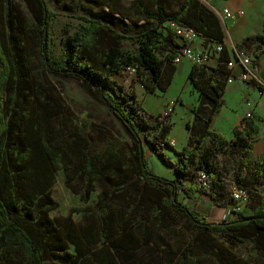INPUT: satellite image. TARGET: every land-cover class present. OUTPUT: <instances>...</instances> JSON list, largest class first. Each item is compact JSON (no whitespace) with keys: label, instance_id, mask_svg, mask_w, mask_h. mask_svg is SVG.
Segmentation results:
<instances>
[{"label":"trees","instance_id":"trees-1","mask_svg":"<svg viewBox=\"0 0 264 264\" xmlns=\"http://www.w3.org/2000/svg\"><path fill=\"white\" fill-rule=\"evenodd\" d=\"M83 1L84 23L67 30L59 54L52 34L58 14L47 0H6L7 37L0 15V264H118L117 257L152 242L159 264H264V151L254 153L264 119L245 116L231 137L211 127L234 67L220 17L202 0H134L125 12L110 0L109 10L95 6L99 0ZM169 21L193 27L206 46L223 45L217 66L194 64L188 75L200 102L180 150L169 138L172 114L148 111L135 88L136 81L149 93L171 85L181 42ZM127 41L136 48L127 49ZM235 48L251 50L256 65L264 54V20L261 32ZM29 49L45 72L74 76L95 90L129 138L108 127L99 142L86 131L66 137L50 117L54 108L62 121L70 112L51 80L33 77ZM130 68L129 86L114 78ZM249 83L264 91L259 81ZM38 100L40 108L31 110ZM148 150L173 168L174 178L149 167ZM61 167L83 202L98 191L96 220L82 230L62 227L50 215L59 206L52 194ZM201 171L210 175V188L198 181ZM234 186L245 188L249 199L223 221H208L180 199L199 193L232 206ZM103 241L111 253L92 258ZM248 242L257 251L248 258L229 245Z\"/></svg>","mask_w":264,"mask_h":264},{"label":"rangeland","instance_id":"rangeland-1","mask_svg":"<svg viewBox=\"0 0 264 264\" xmlns=\"http://www.w3.org/2000/svg\"><path fill=\"white\" fill-rule=\"evenodd\" d=\"M47 1L50 7L58 14L54 22L52 34L54 37L53 47L56 54H59L61 52V42L62 39L67 36V30L73 32L78 25L84 23L82 16L85 15L83 11L85 2L83 0ZM5 3L6 0H0L1 28L4 37H7L8 27L5 19ZM208 6L212 9L210 5ZM229 26L230 25H227V27L224 26L227 33L229 32ZM126 48L132 50L136 47L134 42L127 41ZM234 49L235 46L232 47V54ZM30 52L32 59L31 72L33 77L35 80L39 81L51 80L59 95L63 97L66 104L65 106L70 112V118L66 119V117H63L64 119L62 121L60 119L62 114L59 117L55 116L59 110L54 108L52 109L53 118L50 117V121L54 124L58 122L62 123V132L66 137L69 138L72 136L71 134L74 130L86 131L97 138L96 140L99 142L98 135H100V132L102 133L103 127H108L110 132L129 138L123 125L113 114L110 113L108 106L100 99L99 94L95 90H91L89 86L74 76L50 74L45 72L38 59L37 51L30 50ZM246 52L254 56L251 50H246ZM178 64V70H176L172 83L166 91L158 89L154 93H149L137 81L135 82V88L139 99L148 111L152 113H158L160 111L170 112L172 114V130L170 135L182 142L187 137L186 128H188V124H195L194 120H189L187 122V119L190 114H192L193 110L191 111V109L194 105L196 106L198 102V94L197 90L188 80V73L185 67L186 62L184 61ZM134 75L135 74L129 73L126 77L115 76L114 78L126 86H129ZM240 81H242V83L248 82L243 80ZM230 90L231 89L228 88L225 93L226 104L220 113V116L216 119V125L214 126L216 129L219 128L220 131H226L227 128L225 127L235 120V117L239 114L241 109L246 108V104L251 102L250 105H247L250 108L247 113L251 112V110L253 111V103L251 100V98L255 96L253 89L248 93L246 92V94H244L245 96L242 95L243 93L240 92L236 86L233 87L231 90L232 92ZM36 99H38V97ZM170 100L173 101L170 103ZM243 102H245V104H243ZM40 103L41 102L39 100L34 102L31 106V110L36 111V109L40 108ZM49 111L51 112L50 109ZM260 125L261 130L262 128L264 129V121H261ZM263 136L264 130L262 135L260 133L259 139L261 140ZM173 137L170 138V140L174 141L176 145L177 141H175ZM177 146L180 147L179 144ZM167 154L172 160H176V154H174L172 150H167ZM147 156L149 167L153 169L156 174L171 179L175 177L173 168L165 164L157 154L148 150ZM80 186L81 182L78 181L77 187ZM52 195L54 199L58 201L59 206L58 208L52 210L50 215L58 225L62 227L65 226L66 228L67 224L72 223L76 230H82L81 228H83L84 225L88 226V224H91L96 220L97 215L94 210V205L97 201L98 191H94L92 193L89 202H83L80 195L73 192L67 186L63 167H61L57 172ZM180 199L191 208L200 212L201 215L208 221H223L233 217L230 206L215 203L206 194L196 193L193 198H185L184 194H181ZM101 244L102 248L99 249V247H97V249L93 251L94 255L92 258L97 259L103 255L111 253V248L107 241H103ZM229 245L238 255L242 257L248 258L256 255L257 253L251 242ZM70 250H74L73 245L70 246ZM209 263H211V260H209Z\"/></svg>","mask_w":264,"mask_h":264},{"label":"crops","instance_id":"crops-1","mask_svg":"<svg viewBox=\"0 0 264 264\" xmlns=\"http://www.w3.org/2000/svg\"><path fill=\"white\" fill-rule=\"evenodd\" d=\"M85 1H87V0H85ZM133 1L134 0H110V3L117 8H120L122 10V12H125L131 6ZM203 1L207 5H210L211 7H213L214 9L222 10L223 8L227 7L230 10H232L234 13L237 14V17L231 21H228L227 24H225L222 21L224 32H225L224 44L229 49L231 55H232L231 50H232L233 46L236 47V45L240 44L245 37L262 31L263 20H264V0H203ZM108 5L109 4H107L106 0H99L95 6L100 7L104 10H109ZM240 11H243V14L240 15L239 14ZM115 15L120 16L121 13L115 12ZM126 21L130 22L129 19H126ZM141 22H143V21H141ZM227 25H230L228 33L225 30V27H227ZM179 41H180V39H179ZM205 47H207V46L204 43V39L201 37L192 43V48L197 50V51L202 50ZM184 61L186 62L185 67H186V71L189 75L194 64L188 58H183L181 60V62H184ZM217 64H218V58L216 57L210 61L208 66L215 67V66H217ZM178 66H179V64H177V70H178ZM256 67H257L256 70H257L259 80L262 81V83L264 84V82H263L264 81V54L260 55L256 59ZM241 71H242V68L239 64L234 65V67L232 69V76L229 78L228 83L225 87V93L227 92L228 88L232 90L234 86H236L237 89L243 93L242 95L246 94V92L248 93V92L252 91V89H253L255 96L253 98H251L252 103H253V111L251 110V113H257L264 119V91L260 90L256 86L252 85L251 83H249V81L247 83H242V81H240V78H239ZM141 86H143V85L141 84ZM225 93L223 96L224 103L222 105L221 111L216 115L214 120L211 122V127L217 131H220L219 128L216 129L214 126L216 125V119H218V117L220 116V113L222 112V110L226 104ZM197 94H198V102H197L196 106L195 105L193 106L191 111L199 105L200 101H199L198 91H197ZM244 96H243V98H244ZM172 101L173 100H170L169 102L171 103ZM243 104H245V102H243ZM247 105L248 104H246V108L241 109L239 114H237V116L235 117V120L233 122L229 123L227 125V127H225V128H227L226 131H220V132L231 137L233 128L235 126L241 124L242 120L244 119V117L247 114V111L250 110V108ZM160 112H158V113H160ZM158 113H154V114H158ZM171 119H172V117H171ZM189 120L190 121L195 120V114L193 111H192V114H190L189 118L187 119V122ZM171 122H172V120H171ZM221 128H223V127H221ZM186 129H187V137L182 142L180 140L175 139L171 135L169 136V138L173 137L175 139V141H177V144L175 146L178 150L182 149L188 143L190 132H189L188 128H186ZM263 130L264 129L262 128V130L260 132L261 135L263 133ZM259 138H260V135H259ZM259 138L254 143V153L256 155H259L264 151V136L261 140ZM178 144L180 147L177 146ZM226 206H230V205H226ZM147 248H150V249H147ZM159 254L160 253L158 251L157 245H155L152 242L151 245H149V246L135 248L134 253L127 254L124 257H117L116 262L118 264H159L158 263Z\"/></svg>","mask_w":264,"mask_h":264},{"label":"built area","instance_id":"built-area-1","mask_svg":"<svg viewBox=\"0 0 264 264\" xmlns=\"http://www.w3.org/2000/svg\"><path fill=\"white\" fill-rule=\"evenodd\" d=\"M212 9L217 13L221 21H223L225 24L237 17V14L227 7L223 8L222 10L214 9L213 7ZM239 14H243V11H240ZM169 25L175 30L176 35L179 37L181 42V47L175 58L176 64L180 63L183 58H188L192 61L193 64L200 66L208 65L212 59L216 57L218 58L220 56V53L223 50L222 44L214 43L208 45L202 50L197 51L192 48V43L198 40L200 37L193 27L188 25H180L175 21H169ZM232 59L233 65L239 64L242 68V71L239 75L240 80H257L262 83V81L259 80L253 56L248 54L246 50L235 48L233 50ZM129 73L135 74V69L130 68ZM248 105H250V103H248ZM246 116H251V112H248ZM170 142L173 146L175 145L174 141L170 140ZM198 181L205 188H210L211 186V178L207 172L201 171L199 173ZM262 193L264 195V187ZM232 196L234 198V203L231 206L232 211L241 210L249 199L247 190L245 188H239L236 186H234L232 189Z\"/></svg>","mask_w":264,"mask_h":264}]
</instances>
